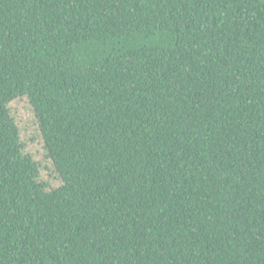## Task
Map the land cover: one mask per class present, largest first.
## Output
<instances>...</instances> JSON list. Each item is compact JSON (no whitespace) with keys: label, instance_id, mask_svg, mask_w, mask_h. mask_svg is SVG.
Instances as JSON below:
<instances>
[{"label":"trees","instance_id":"trees-1","mask_svg":"<svg viewBox=\"0 0 264 264\" xmlns=\"http://www.w3.org/2000/svg\"><path fill=\"white\" fill-rule=\"evenodd\" d=\"M0 264H264V0H0Z\"/></svg>","mask_w":264,"mask_h":264},{"label":"rangeland","instance_id":"rangeland-1","mask_svg":"<svg viewBox=\"0 0 264 264\" xmlns=\"http://www.w3.org/2000/svg\"><path fill=\"white\" fill-rule=\"evenodd\" d=\"M16 107L18 108V111L20 113H24L28 117L31 115V111L29 110V106L26 100L18 101Z\"/></svg>","mask_w":264,"mask_h":264}]
</instances>
